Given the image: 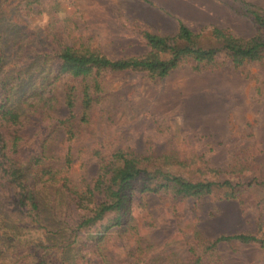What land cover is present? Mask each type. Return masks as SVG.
I'll return each instance as SVG.
<instances>
[{
    "label": "trees",
    "instance_id": "16d2710c",
    "mask_svg": "<svg viewBox=\"0 0 264 264\" xmlns=\"http://www.w3.org/2000/svg\"><path fill=\"white\" fill-rule=\"evenodd\" d=\"M6 1L0 8V258L12 250L8 264H113L112 246L121 241L132 245L126 251L131 259L126 264H217L219 243H264L257 234L222 235L212 241L194 233L186 262L174 253L147 254L134 215L138 196H165L177 204L211 195L217 187H233L229 180L216 183L173 173L188 168L200 175L210 172L206 164L182 155L155 156L151 150L142 155L130 149L103 154L97 150L99 163L90 182L77 184L72 172L73 143L80 129L74 124L76 110L81 107V122L87 123L89 111L104 98L102 74L131 71L165 78L188 63L203 72L219 69L225 60L236 68L257 63L264 70V8L229 0L234 12L254 25L256 33L249 39L214 28L213 43L203 45L201 33L181 23L173 36L143 31L147 54L111 59L88 41L66 34L57 16L58 0H17L10 16L5 15ZM41 15L50 22L39 46L26 29ZM61 81L68 111L64 120L54 114L59 104L56 87ZM60 131L65 132V139L58 149L53 141ZM243 171L234 168L232 173L239 176ZM253 186L264 187V179L246 184ZM224 191L227 199L234 196L227 188ZM260 203L264 206V198ZM15 223L34 226L55 244L13 243ZM263 227L264 221L258 231ZM52 248H57L56 263L48 261L47 251Z\"/></svg>",
    "mask_w": 264,
    "mask_h": 264
},
{
    "label": "rangeland",
    "instance_id": "374dc122",
    "mask_svg": "<svg viewBox=\"0 0 264 264\" xmlns=\"http://www.w3.org/2000/svg\"><path fill=\"white\" fill-rule=\"evenodd\" d=\"M5 0H0V8ZM17 0H7L5 15L10 16ZM264 8V0H245ZM57 14L66 34L88 41L93 49L111 59L147 54L143 31L161 36L176 34L179 24L201 33L203 45H211L214 28L249 39L256 33L250 20L237 15L229 0H58ZM46 15L36 16L26 29L35 44H43L50 22ZM41 46V45H39ZM214 71L197 72L185 64L165 78L152 79L143 72H107L102 74V102L82 123L78 107L74 124L80 126L73 143L72 172L77 184L90 182L96 175L103 154L130 149L145 155L169 153L182 155L210 169L206 175L195 169H174L188 179L224 183L211 195L174 204L165 196H138L134 215L142 229V246L150 256L174 253L180 261L190 257L194 233L205 240L222 235L257 234L264 239V187H246L264 179V70L260 64L245 63L236 68L228 60ZM223 62V60H222ZM59 99L55 117L64 120L68 111L64 102L63 81L56 87ZM65 132L60 131L53 147L61 148ZM234 168H243L241 175ZM228 189L231 199L225 197ZM15 241H42L52 247L40 230L29 224H13ZM59 243V241L57 242ZM127 242L114 243L113 264H126ZM48 261H55L57 248L48 250ZM51 253V255H50ZM217 264H264L263 244L222 242ZM6 250L0 262L12 261ZM211 264V263H209Z\"/></svg>",
    "mask_w": 264,
    "mask_h": 264
}]
</instances>
